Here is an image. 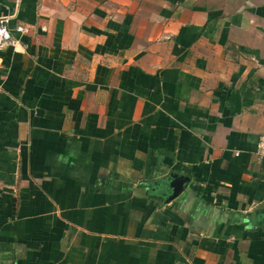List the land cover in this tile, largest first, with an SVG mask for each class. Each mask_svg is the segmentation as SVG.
Returning <instances> with one entry per match:
<instances>
[{
    "label": "crops",
    "instance_id": "1",
    "mask_svg": "<svg viewBox=\"0 0 264 264\" xmlns=\"http://www.w3.org/2000/svg\"><path fill=\"white\" fill-rule=\"evenodd\" d=\"M0 15V264H264V0Z\"/></svg>",
    "mask_w": 264,
    "mask_h": 264
},
{
    "label": "built area",
    "instance_id": "2",
    "mask_svg": "<svg viewBox=\"0 0 264 264\" xmlns=\"http://www.w3.org/2000/svg\"><path fill=\"white\" fill-rule=\"evenodd\" d=\"M8 23L9 16L0 15V48L6 44L15 42V40L12 38ZM15 30L23 33L25 27L23 25H16ZM256 154L258 158L264 159V135H261L257 141Z\"/></svg>",
    "mask_w": 264,
    "mask_h": 264
},
{
    "label": "water",
    "instance_id": "3",
    "mask_svg": "<svg viewBox=\"0 0 264 264\" xmlns=\"http://www.w3.org/2000/svg\"><path fill=\"white\" fill-rule=\"evenodd\" d=\"M171 178L168 179L166 186L169 188V194L166 197V201H169L175 198L183 189L184 181L187 180V177L177 176L175 174L170 175Z\"/></svg>",
    "mask_w": 264,
    "mask_h": 264
}]
</instances>
